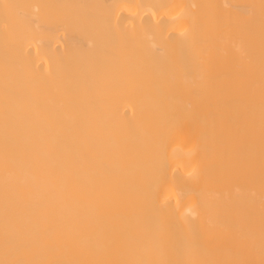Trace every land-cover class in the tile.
Returning <instances> with one entry per match:
<instances>
[{
  "label": "bare ground",
  "instance_id": "6f19581e",
  "mask_svg": "<svg viewBox=\"0 0 264 264\" xmlns=\"http://www.w3.org/2000/svg\"><path fill=\"white\" fill-rule=\"evenodd\" d=\"M0 264H264V0H0Z\"/></svg>",
  "mask_w": 264,
  "mask_h": 264
},
{
  "label": "clouds",
  "instance_id": "9594fccd",
  "mask_svg": "<svg viewBox=\"0 0 264 264\" xmlns=\"http://www.w3.org/2000/svg\"><path fill=\"white\" fill-rule=\"evenodd\" d=\"M168 200H176L178 202V197H176L174 192H170V193L166 194V196H165V202ZM193 218H195L194 215H193Z\"/></svg>",
  "mask_w": 264,
  "mask_h": 264
}]
</instances>
